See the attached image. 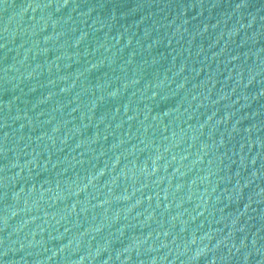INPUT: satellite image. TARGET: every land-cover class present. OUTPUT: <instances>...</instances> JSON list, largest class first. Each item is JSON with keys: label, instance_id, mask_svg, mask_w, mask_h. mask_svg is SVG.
<instances>
[{"label": "water", "instance_id": "95a60500", "mask_svg": "<svg viewBox=\"0 0 264 264\" xmlns=\"http://www.w3.org/2000/svg\"><path fill=\"white\" fill-rule=\"evenodd\" d=\"M0 264H264V0H0Z\"/></svg>", "mask_w": 264, "mask_h": 264}]
</instances>
